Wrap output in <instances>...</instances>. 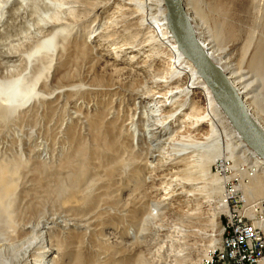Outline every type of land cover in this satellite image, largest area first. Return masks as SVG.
<instances>
[{
    "label": "rangeland",
    "instance_id": "obj_1",
    "mask_svg": "<svg viewBox=\"0 0 264 264\" xmlns=\"http://www.w3.org/2000/svg\"><path fill=\"white\" fill-rule=\"evenodd\" d=\"M63 1L68 4L55 10L39 7L41 13L48 14L49 21L63 20L62 26L73 28V32L68 34L66 46L61 37H56L49 45L52 50L49 57H52L44 68L33 69L39 96L34 100L32 97L31 104L23 111L28 136L25 133L23 142L17 136L19 133L0 136V157L9 154L14 144L15 150L23 149L25 158L36 168L42 163L56 162L62 153L69 152V142L74 141L83 151L75 161L80 176H84L82 180L95 178L89 191H79L73 196L66 188L67 193L60 197L59 209L63 214L76 215L80 225L88 224L83 218L92 223L88 228L51 225V231L62 240L63 249L72 244L71 248L68 246L70 256L62 254L53 263L66 264L70 257L75 264H204L205 256L218 247L222 238L213 224L215 213L220 210L215 201L224 198V185L214 199L206 196L189 202V197L182 194L187 189L182 190L178 182L168 180L166 171L151 167L150 163L155 166L160 158L147 159L148 145L153 143L149 137L154 135L149 130L153 128L151 116L155 110L148 97L156 90L151 77L145 75V79L139 74L147 71L140 65L148 60V53L137 55L136 49L140 41L155 32L141 21L152 19L156 12L148 11L135 21L128 11L115 4L103 14L88 16L92 6L74 8L69 0L59 2L65 4ZM261 1L264 9V0H257V4ZM196 4L207 16L203 20L207 26L212 29L222 24L224 44L238 42L237 55L249 62L262 33L264 14L253 8L251 0H196ZM50 31L51 27L41 24L24 4L0 0V80L23 73L27 67L23 56ZM117 56L122 60L115 63ZM135 86L139 92L133 90ZM2 125L0 132L4 131ZM90 130L103 133L99 138L102 143L99 156L86 153L85 143L95 140ZM220 139V146L210 149L214 159L205 162L210 176L226 180L227 177L221 172L216 175L214 170V164L223 160L217 153L226 145V139L223 136ZM245 168L240 164V170ZM233 171L227 176L240 178H237L240 183L249 181L239 176L238 170ZM163 175L166 179L155 180ZM39 185L34 184L35 190ZM152 202L162 204L155 218L150 217L148 210ZM89 210H92L90 218L84 216ZM224 217L223 213L218 218L220 231ZM189 227L194 230L191 235ZM5 247L1 243L0 248ZM53 258L56 254L46 260Z\"/></svg>",
    "mask_w": 264,
    "mask_h": 264
},
{
    "label": "bare ground",
    "instance_id": "obj_2",
    "mask_svg": "<svg viewBox=\"0 0 264 264\" xmlns=\"http://www.w3.org/2000/svg\"><path fill=\"white\" fill-rule=\"evenodd\" d=\"M17 1L24 4L30 12L32 11L41 24L49 25L52 32L36 42V45L23 56L27 61V67L23 73L16 76L12 74L13 76L0 80V125L3 124L1 127L4 130L0 132L3 133L0 136H14L19 133L20 135L17 134V136L22 137L20 142H23L26 134L28 136L27 130L24 129L27 126L25 123L27 120L23 116L24 108L31 104L32 97L34 100L39 96L33 69L44 68L43 65L52 57H49L52 51L49 45L54 43L56 37H61L62 44L66 46L68 34L73 32V28L63 27V20L49 21L48 14L39 11V7H48L53 10L57 7L62 8L68 4L66 1H63L65 4L59 2L61 0ZM89 1L69 0V4L74 8L92 6L88 16H94L99 12L103 14L108 8L118 4L123 7L122 10L128 11L131 19L135 21L142 19L148 11L156 12L152 19L140 20L142 25L146 28L152 27L155 32L142 41L139 40L140 45L136 49L137 55L142 52L148 53V60L140 65L147 71L139 74L143 75L142 78L145 75L151 77L150 82L156 90L148 97L155 104V110L154 112L150 110L153 112L151 118L154 121L152 126L154 129L149 131L154 136L149 137L153 143L150 142L148 145L147 159L156 161L160 158L157 160L160 163L155 162V166L150 163L151 167L159 172L166 171L168 180L178 182L182 190L187 189L188 191H182V194L189 197V202L198 201L206 196L214 199L224 185V198L215 201L219 204L220 210L215 213L213 224L220 236L218 218L227 212L224 203L226 198L224 187L225 182L231 178L227 174L231 175L234 169L238 170L239 176L249 180L247 183H240L243 188L238 185L245 201L252 204L259 200L264 204V158L245 142L225 101L213 93L198 74L195 66L179 50L168 27L163 0H95L94 4H90ZM251 2L254 9L264 14V9L261 8L262 1L258 4L257 0H251ZM182 3L188 35L198 55L226 80L248 116L264 133V117L262 116L264 112V23L252 58L247 62L237 55L238 42L224 44L222 24H216L212 29L207 26L203 21L207 16L197 7L196 0H182ZM71 5L70 8H72ZM215 9L221 10L219 7ZM66 49H69V45ZM120 60L122 59L117 56L114 61L117 63ZM139 74L136 73L138 76ZM134 89L137 87L135 86ZM137 90L139 92L140 89ZM90 134L95 140L92 143L88 142L87 145L85 143L86 153L90 156H99L102 151L99 138L103 133L99 130H90ZM222 136L226 139V145L223 150L219 149L217 155L220 154V159L223 160H218L214 165L221 163L219 166L224 167L221 172L223 177H227L226 180L210 176L205 162L206 159L213 158L210 149L213 147L217 149V146H220ZM69 143L67 151L70 153L64 152L56 162L42 163V166L38 165L37 168L32 165L30 159L25 158L23 149L15 150L14 144L9 154L6 153L0 157V245L6 244L5 248H0V264H54L53 262L60 260L62 254L70 256L68 246L71 248L72 244L67 245V249H63L64 244L58 234L55 236V233L51 231L52 226L62 224L64 227L88 228L92 223L80 217L82 221L88 222V224L80 225L81 221L76 215L63 214L61 208L59 209L60 197L67 193V190L69 194L76 196L79 191H89L93 187L92 184H95L93 177L82 180L84 176H80L75 161L83 151L79 150L80 145L77 146L74 141ZM224 158H231L233 161ZM81 162L84 163L82 160ZM240 164L246 168L240 170ZM43 166L45 169L48 168V172H44ZM165 175L155 180L166 179ZM211 177L213 178L210 179ZM38 181L42 185H39ZM34 184L39 185L36 186L37 190ZM161 209L162 204L152 202L148 209L150 217L158 216V211ZM91 211H86L84 216L90 218ZM192 215L194 216L195 213ZM191 233H194V230L189 227V234ZM221 237L218 247L207 256L209 264H231L226 254L225 238ZM53 254H56V258H53V261H47L46 259L51 258ZM207 257L205 256L204 264H207ZM68 259L69 262L67 261L66 264H75V260L72 261L70 257Z\"/></svg>",
    "mask_w": 264,
    "mask_h": 264
},
{
    "label": "built area",
    "instance_id": "obj_3",
    "mask_svg": "<svg viewBox=\"0 0 264 264\" xmlns=\"http://www.w3.org/2000/svg\"><path fill=\"white\" fill-rule=\"evenodd\" d=\"M223 169L219 165L214 167L216 173ZM237 178H230L224 187L227 212L221 236L226 241V254L231 264H264V204L246 202Z\"/></svg>",
    "mask_w": 264,
    "mask_h": 264
},
{
    "label": "water",
    "instance_id": "obj_4",
    "mask_svg": "<svg viewBox=\"0 0 264 264\" xmlns=\"http://www.w3.org/2000/svg\"><path fill=\"white\" fill-rule=\"evenodd\" d=\"M163 1L166 8L168 27L175 38L179 50L195 66L198 74L213 93L225 101L245 142L251 149L264 158V133L248 116L226 80L198 55L188 35L182 0Z\"/></svg>",
    "mask_w": 264,
    "mask_h": 264
}]
</instances>
